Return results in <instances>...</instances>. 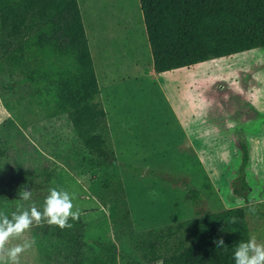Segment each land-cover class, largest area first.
Segmentation results:
<instances>
[{
	"label": "rangeland",
	"instance_id": "rangeland-1",
	"mask_svg": "<svg viewBox=\"0 0 264 264\" xmlns=\"http://www.w3.org/2000/svg\"><path fill=\"white\" fill-rule=\"evenodd\" d=\"M78 1L106 113L99 133L115 161L102 165L66 116L46 118L27 104V84L5 73L0 123L13 117L10 129H26L73 174H65L64 189L76 194L86 257L94 264H160L144 263L134 239L228 207H244L250 237L264 243V48L158 74L138 0ZM6 105L8 116L1 113ZM241 143L248 154L244 191L237 179Z\"/></svg>",
	"mask_w": 264,
	"mask_h": 264
},
{
	"label": "trees",
	"instance_id": "trees-1",
	"mask_svg": "<svg viewBox=\"0 0 264 264\" xmlns=\"http://www.w3.org/2000/svg\"><path fill=\"white\" fill-rule=\"evenodd\" d=\"M138 2L153 69L158 74L264 48V0ZM0 73L17 76L18 82L27 84L29 106L35 103L48 119L66 116L84 148L105 167L113 164L114 153L99 133L106 125V113L78 0H0ZM5 108L11 110L8 105ZM14 120L7 117L0 123V213L9 219L31 207L15 205L24 186L41 187L50 178L35 164L40 157H47L34 147L35 156L29 153L27 167L11 162L8 139L13 138L14 144L21 139L28 141L19 130L10 129ZM240 147L241 173L237 179L244 191L247 183L242 171L248 154L244 144ZM10 152L15 156L18 151ZM233 193L239 192L234 188ZM69 223L72 227L65 229L44 221L34 224L11 239L8 247L19 240H35L33 247L20 255L23 260L94 264L85 255L81 218ZM250 238L245 208L228 207L200 213L193 221L149 230L135 238L133 245L144 263L234 264L236 245ZM220 239L226 249L217 246Z\"/></svg>",
	"mask_w": 264,
	"mask_h": 264
},
{
	"label": "clouds",
	"instance_id": "clouds-1",
	"mask_svg": "<svg viewBox=\"0 0 264 264\" xmlns=\"http://www.w3.org/2000/svg\"><path fill=\"white\" fill-rule=\"evenodd\" d=\"M31 190H22L21 199H32ZM76 194L63 188L51 187L44 200L43 209L38 210L35 205L26 210L13 214L9 219L0 213V264H20V255L32 248L35 240L25 241L14 247H7L11 239L25 233L34 224L42 221L49 225H55L60 229L71 228L69 220H78L81 211L74 204ZM235 222V218L232 219ZM217 246L226 249L222 239L216 241ZM234 264H264V243H257L255 237L247 241H240L233 252Z\"/></svg>",
	"mask_w": 264,
	"mask_h": 264
},
{
	"label": "crops",
	"instance_id": "crops-1",
	"mask_svg": "<svg viewBox=\"0 0 264 264\" xmlns=\"http://www.w3.org/2000/svg\"><path fill=\"white\" fill-rule=\"evenodd\" d=\"M3 105V104H2ZM3 111L2 114H6L8 116V110L5 108V106L2 107ZM12 130H19L24 137L28 139V141H25L21 139L18 143H11L8 144L11 148L9 149L10 154V160L13 163H17L21 166H26L29 164V156L31 153L35 156V151L33 149L36 148L39 152L44 154L47 159L40 157V159L35 160V164H39V167L42 168L45 172H47L50 175L49 180L44 183L41 187H36L31 184H26L22 190H31L33 193L32 199L29 201H24L21 199L22 191L17 197V200L15 201V205L19 207H23L26 205H35L38 210L43 209L44 200L48 194V189L51 187H57V188H65L64 181L67 179V176L65 175L68 173V175H73L69 171H65L64 167L58 160L53 159L52 157L46 155L43 150L39 147L37 142L33 141L30 136L28 135V132L26 129H12ZM39 144L44 143L43 138L38 137ZM12 150L18 151L15 156H13V153L10 152ZM37 159V158H36ZM31 160H34V157L31 158ZM47 167V168H45ZM75 177V176H74Z\"/></svg>",
	"mask_w": 264,
	"mask_h": 264
}]
</instances>
